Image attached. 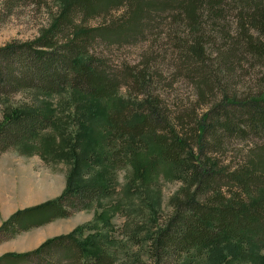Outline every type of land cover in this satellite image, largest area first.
Here are the masks:
<instances>
[{
  "label": "trees",
  "instance_id": "obj_1",
  "mask_svg": "<svg viewBox=\"0 0 264 264\" xmlns=\"http://www.w3.org/2000/svg\"><path fill=\"white\" fill-rule=\"evenodd\" d=\"M60 2L37 38L0 47V97L47 98L4 112L0 154L20 146L64 161L67 186L3 221L0 241L66 218L69 208L100 210L32 250L2 254L0 264H120L112 218L146 209L150 228L125 241L144 243L147 260L131 264H264V0ZM111 10L119 16L85 25ZM138 42L146 43L140 64L107 56L108 47ZM178 79L190 96L180 97ZM55 95L64 98L49 104ZM236 140L247 141V154L225 164ZM117 169L127 170L125 194L102 205ZM160 176L180 182L163 218L151 204Z\"/></svg>",
  "mask_w": 264,
  "mask_h": 264
},
{
  "label": "rangeland",
  "instance_id": "obj_2",
  "mask_svg": "<svg viewBox=\"0 0 264 264\" xmlns=\"http://www.w3.org/2000/svg\"><path fill=\"white\" fill-rule=\"evenodd\" d=\"M8 1L0 0V47L11 42L34 40L43 29H46L51 24L52 20L59 14L61 7L60 0H17L12 10L8 11V8H6V2ZM119 13L116 10H111L106 14L89 19L85 25L95 27L103 22H110L119 16ZM145 44V42H138L119 47H108L106 49L107 56L114 64L122 65L127 62L130 65H137L143 60L141 55L146 49ZM177 82V86L181 92L180 97L190 96V92L184 82L179 79ZM119 94L120 96H126V89L122 88ZM63 98L64 96L55 95L49 99L48 103L54 105ZM42 100H47V98L35 95L34 92L22 91L5 98L0 97V122L3 121L4 112L7 110L34 106ZM71 129L73 131L76 129V124L73 121ZM246 144L247 141H234L233 145H230L221 155V160L225 164L238 165L247 154ZM1 154H4L2 157L4 161H10L9 166L13 164L15 167V165L20 164L23 168L27 169L26 172L21 168H17L22 172L19 175L21 177L12 173L7 178H0L4 179V184L10 182L14 184L26 182L28 184L25 190L19 191L17 188L13 190L14 192L19 191V194L17 193V200L19 201L20 209L55 199L66 188L68 174L71 168L68 163L64 161H45L38 153L34 152L33 154H29L27 151H23L20 146H12ZM92 173L93 171L86 173L85 178L88 180ZM126 176L127 170H116L113 179V187L115 189L112 187L114 190L113 196L102 200L100 202L102 205L115 204V202L121 199V195L123 197V194H125L124 185L126 183ZM179 188L180 182L166 180L162 176H160L157 184L152 188L151 204L158 208L162 218L171 211L170 201L176 195ZM7 190L10 189L7 188ZM155 195H157V200L154 199ZM13 202H15V199L5 198V192L0 189V212L3 218L6 216L5 214L13 213L15 206H17L12 205ZM2 206H4V210L1 211ZM99 210L100 207L97 203H93L90 207L84 209L69 208L68 217L57 218L47 227L33 230L34 232L36 231L35 233L32 231L33 234L22 233L18 237L0 241V255L7 251L16 252L26 250V248L35 246L47 238L58 234L69 233L78 226L93 222ZM151 216L152 214L146 209L144 212L135 210L134 214H130L129 217L125 213H118L112 218L113 235L118 240H122L121 244L118 245V260L120 264H131L132 256L140 257L145 261L147 260L144 253V243H139L138 245L137 243L135 245L129 244L126 243L125 239L130 234H137L142 231L137 237L140 240L143 237L144 231L150 228ZM1 238L2 236L0 235V240ZM27 241L30 243H25Z\"/></svg>",
  "mask_w": 264,
  "mask_h": 264
},
{
  "label": "crops",
  "instance_id": "obj_3",
  "mask_svg": "<svg viewBox=\"0 0 264 264\" xmlns=\"http://www.w3.org/2000/svg\"><path fill=\"white\" fill-rule=\"evenodd\" d=\"M5 154V153H4ZM4 154H1L0 155V178H7L8 176H10V175H12V173L15 175H17V176H19V175H21L22 174V172H21V170L19 169H17V168H21V169H23V171H26L27 172V169H25V168H23V166L22 165H20V164H17V165H15V167H14V165L12 164L11 166H9L8 164H9V162H8V160H6V161H4V159L2 158L3 157V155ZM10 167V168H9ZM17 169V170H16ZM19 177H21V176H19ZM4 179H0V189H2L3 190V192H5V198H7V199H9V198H11V199H15V202H13L12 203V205H17V206H15V209L13 210V213L12 214H14L16 211H18V210H22V209H25V208H28V207H25V208H19V201L17 200V193L19 194V191H22V190H25L26 188H27V186H28V184L26 183V182H21L20 184H14L13 182H10V183H7V184H4ZM7 181V180H6ZM8 182V181H7ZM11 185V186H10ZM3 187V188H2ZM6 187V188H5ZM7 188H9L10 190H7ZM18 189L19 191L18 192H14L13 190H15V189ZM7 194H9V195H7ZM36 205H38V204H36ZM32 206H35V205H32ZM32 206H30V207H32ZM17 209V210H16ZM2 210H4V206H2L1 207V211ZM16 210V211H15ZM4 214V213H3ZM11 213H8V214H5L6 216L3 218L2 216H1V212H0V225L2 224V222L3 221H6L11 215H12ZM54 220H56V219H54ZM54 220H52V221H54ZM52 221H50L49 223H46V224H44V225H41V226H39V227H33V228H31V229H29V230H27V231H23V232H21L20 234H33V233H35L33 230H36V229H39V228H44V227H47L48 225H50L51 223H52ZM32 231H33V233H32ZM19 234V235H20ZM59 235V234H58ZM16 237H18V235L16 236ZM46 240V239H45ZM43 241H40L37 245H35V246H32V247H30V248H26V250H22V251H16V252H25V251H29V250H32V249H34V248H36L38 245H40L41 243H42ZM25 243H27V244H29L28 243V241L27 242H25ZM8 252V251H7ZM7 252H4V253H7ZM9 252H12V251H9ZM13 252H15V251H13ZM3 253V254H4ZM2 255V254H1ZM0 255V256H1Z\"/></svg>",
  "mask_w": 264,
  "mask_h": 264
}]
</instances>
